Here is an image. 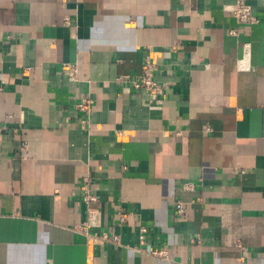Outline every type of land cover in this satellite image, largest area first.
Here are the masks:
<instances>
[{"label":"crops","instance_id":"crops-1","mask_svg":"<svg viewBox=\"0 0 264 264\" xmlns=\"http://www.w3.org/2000/svg\"><path fill=\"white\" fill-rule=\"evenodd\" d=\"M234 2L0 0V264H264V0ZM147 54L157 110L115 82Z\"/></svg>","mask_w":264,"mask_h":264},{"label":"built area","instance_id":"built-area-1","mask_svg":"<svg viewBox=\"0 0 264 264\" xmlns=\"http://www.w3.org/2000/svg\"><path fill=\"white\" fill-rule=\"evenodd\" d=\"M231 16L236 21V23L240 25L252 26L258 24L259 22V19L252 12L250 0H235ZM65 68L68 78L70 80H75V65L66 64ZM157 71L158 65L153 61L150 54H147L141 63L140 72L134 76H118L115 79V82L120 84H128L129 87L135 92L145 96V105L149 110H157L161 107L164 94L163 85L158 83L156 79ZM93 105L94 100L90 96H80L78 102L75 104V109L83 116L80 122V127L82 130H86L90 124ZM193 187L194 186L189 183L182 185L184 190H192ZM81 195L82 201L86 205V217L83 223L75 227V230L84 235H88L89 228H99L101 226V212L94 206L98 202V198L92 193L89 181L86 179H84V182L81 186ZM174 208L178 215H183L185 209L182 201H176ZM119 220L123 223L125 221V217L120 215ZM143 231L144 229L141 228V232ZM99 238L104 242L119 244V239L117 236H111L107 233H103L99 235ZM157 254L161 255L162 252H158Z\"/></svg>","mask_w":264,"mask_h":264}]
</instances>
